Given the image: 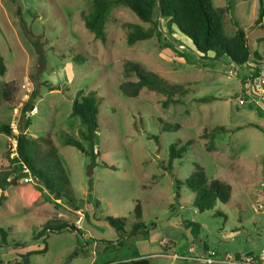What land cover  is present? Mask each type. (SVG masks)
<instances>
[{
	"label": "rangeland",
	"instance_id": "1",
	"mask_svg": "<svg viewBox=\"0 0 264 264\" xmlns=\"http://www.w3.org/2000/svg\"><path fill=\"white\" fill-rule=\"evenodd\" d=\"M92 1L0 0V54L6 64V73L0 75V124H11L17 133L25 122L28 135L38 140L50 135L77 198L72 207L64 198L54 197L21 166L25 175L0 190V264H103L141 256L148 257L150 264H200L173 255L186 253L190 246L195 253L260 251L264 248V129L252 124L264 128V97L259 102L256 94L244 93L251 67L232 64L225 56L210 59L214 52L202 58L191 50L186 36L163 24L162 38L130 45L128 24L145 28L151 24L125 6L109 14L106 41L96 39L82 17ZM262 2L213 0L216 7L226 8L229 36L240 28L246 31L250 63L259 65L258 75L264 73V27L257 24ZM79 55L86 59L83 63L75 61ZM127 60L141 62L169 83L183 84L185 101L164 107L166 97L147 88L137 97L126 96L119 86L126 80ZM6 83L13 92L11 104L4 97ZM50 84L58 89L49 90ZM80 90L85 94L94 90L99 96L95 145L100 156L93 168L88 155L65 141L68 133L90 148L85 125L72 116ZM34 91L42 97L33 111L23 115ZM164 122L181 127L164 131ZM217 127L224 130L211 134ZM16 143L0 133V166H18L13 161ZM173 143L187 145V151L166 170ZM196 164L210 179L232 185L229 202L219 201L203 212L196 208L195 194L186 184ZM137 203L146 225L156 226L149 234L121 238L105 216L127 218L130 232L137 221ZM58 218L80 226L82 234L65 230L38 237L47 221ZM119 238L122 246L103 241L115 243Z\"/></svg>",
	"mask_w": 264,
	"mask_h": 264
},
{
	"label": "trees",
	"instance_id": "2",
	"mask_svg": "<svg viewBox=\"0 0 264 264\" xmlns=\"http://www.w3.org/2000/svg\"><path fill=\"white\" fill-rule=\"evenodd\" d=\"M118 6L130 8L141 21L151 24L145 28L139 23H129L127 40L130 45L151 39L154 36L162 38L161 25L163 24L170 32H174L176 29L186 36L192 43L191 50L196 54H202V58L206 59L207 55L214 52L215 55L210 59L219 60L225 56L238 66L250 62L252 49L246 31L240 28L233 36H229L226 33V8L216 7L213 0H93L89 10L82 12V17L86 28L94 34L96 39L106 41L109 14ZM263 21L264 3L262 2L257 24L264 27ZM168 46L172 45L169 44ZM85 60L81 55L75 58L78 63H83ZM257 68H259L258 65ZM5 73V59L0 54V75ZM124 77L126 80L120 84L119 88L128 97H137L143 89L147 88L166 97L163 101L164 107L171 103H183L185 101L186 92H184L183 84L169 83L160 74L148 70L139 61L127 60L125 62ZM54 89H58V86L50 84L49 90ZM38 93L35 91L31 93L22 108L23 115L35 109L36 100L42 97ZM12 95L10 83H6L4 97L10 104ZM210 99L212 98H204L205 101ZM72 116L80 118L85 125L84 137L89 141L90 148H87L83 142L68 133L65 134V141L88 155L91 159L90 167L93 168L99 165L97 158L100 156V151L95 145V134L99 127V96L97 92L91 90L85 94L83 90H80L73 100ZM252 125L264 129L258 124ZM180 127L179 123H163L164 131L176 130ZM220 130H224V127L213 129L211 134L215 135ZM0 133H4L17 141V157L13 158V161L18 164V166H0V190H5L14 179L24 176L25 174L20 170V167L25 166L30 175L51 195L58 199L64 198L72 207L76 206L77 198L73 193L70 178L50 135L38 140L28 135L27 132H22V130L15 133L13 126L9 123L0 124ZM186 151L187 145L178 147L177 143H173L170 147L169 166L165 169L168 170L173 160L182 157ZM6 155L10 160L9 151ZM103 165L116 169L115 165L108 163H103ZM176 181L179 185L182 184L180 179ZM186 184L194 192V204L201 212L213 209L219 201L227 203L232 198V185L219 178L210 179L205 168L200 164L195 165L193 172L186 180ZM134 214L137 221L130 232L126 230L127 218L107 215L105 219L121 233V238H128L139 232L149 234L150 228L156 226L155 224L148 226L142 220L143 211L140 203L136 204ZM65 230L78 231L82 234L78 225L66 218H58L47 221L38 237L48 232ZM121 238L117 239L115 243L112 240L103 241L122 246ZM103 264H150V260L148 257H140L129 260H113Z\"/></svg>",
	"mask_w": 264,
	"mask_h": 264
},
{
	"label": "built area",
	"instance_id": "3",
	"mask_svg": "<svg viewBox=\"0 0 264 264\" xmlns=\"http://www.w3.org/2000/svg\"><path fill=\"white\" fill-rule=\"evenodd\" d=\"M182 47L184 46L182 45ZM255 68L258 69L256 65L252 66V70L249 72L250 77L247 78V87L249 88L246 93L251 96V93H254L259 96V99L261 100L264 97V95H262L264 94V73L262 75H258ZM255 89L261 91L262 93H257ZM16 145L17 144H15V147ZM15 153L17 154L16 150ZM30 180L31 178L26 177V181L29 182ZM195 252L196 248L194 246H190L186 253H175L174 257L200 264H264V248H262L258 253L252 255H234L231 253L220 254L216 251H203L201 253Z\"/></svg>",
	"mask_w": 264,
	"mask_h": 264
},
{
	"label": "crops",
	"instance_id": "4",
	"mask_svg": "<svg viewBox=\"0 0 264 264\" xmlns=\"http://www.w3.org/2000/svg\"><path fill=\"white\" fill-rule=\"evenodd\" d=\"M232 64H234V63H232ZM252 64H254V63H250V62H249V64H246L245 66L249 65V66L251 67L250 70H252V66H251ZM258 66H259V65H258ZM244 93H246V92H244ZM262 95H264V94H262ZM259 102H260V99H259ZM254 103H255V102H252L253 105H255ZM262 113H264V112H262ZM79 227H80V226H79ZM175 246H176V244H174V250L176 249ZM258 252H259V250H255V251H252V253H249L248 255L256 254V253H258ZM174 254H175V253H174ZM220 254H222V253H220ZM173 256H174V255H173ZM141 257H144V256H141ZM123 260H125V259H123ZM126 260H129V259H126Z\"/></svg>",
	"mask_w": 264,
	"mask_h": 264
},
{
	"label": "water",
	"instance_id": "5",
	"mask_svg": "<svg viewBox=\"0 0 264 264\" xmlns=\"http://www.w3.org/2000/svg\"><path fill=\"white\" fill-rule=\"evenodd\" d=\"M22 126H23V128H22V132H26L25 122L22 123Z\"/></svg>",
	"mask_w": 264,
	"mask_h": 264
}]
</instances>
